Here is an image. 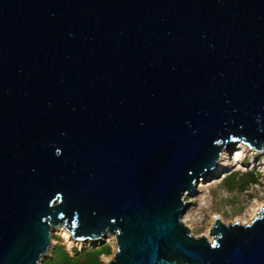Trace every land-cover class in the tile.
<instances>
[{
    "label": "water",
    "instance_id": "1",
    "mask_svg": "<svg viewBox=\"0 0 264 264\" xmlns=\"http://www.w3.org/2000/svg\"><path fill=\"white\" fill-rule=\"evenodd\" d=\"M264 149V0H0V264L57 225L108 264H264V205L183 222L226 144Z\"/></svg>",
    "mask_w": 264,
    "mask_h": 264
},
{
    "label": "rangeland",
    "instance_id": "2",
    "mask_svg": "<svg viewBox=\"0 0 264 264\" xmlns=\"http://www.w3.org/2000/svg\"><path fill=\"white\" fill-rule=\"evenodd\" d=\"M227 146L224 147L227 152L222 160L220 171L206 178H200L195 183L196 192L194 195L188 192L183 195L187 206L182 216L183 222L189 227L193 235L203 234L209 240L213 238V234H210V228L215 217H219L224 222L239 219L241 223H247L257 215L255 212L258 205H264V152L249 147L241 140L232 141ZM233 171H237L239 174L250 171L253 173L255 181L240 187L241 178L239 180L236 178L240 175L233 180L224 178ZM52 239L51 248L46 257L52 255L57 245H61L71 256L81 251L76 247L68 249L58 234L52 233ZM104 245L109 246V252L101 254L100 260L102 264H108V260L116 247L114 236L112 239L106 238L100 245L92 244L83 249Z\"/></svg>",
    "mask_w": 264,
    "mask_h": 264
},
{
    "label": "trees",
    "instance_id": "3",
    "mask_svg": "<svg viewBox=\"0 0 264 264\" xmlns=\"http://www.w3.org/2000/svg\"><path fill=\"white\" fill-rule=\"evenodd\" d=\"M240 175V176H238ZM238 176V177H236ZM239 182L240 187H244L246 184L255 181L253 173L248 171L243 174H239L237 171L230 172L225 176L226 180L235 179ZM109 252V246L104 245L100 247H92L89 249H83L74 256L68 254L61 245H57L51 256L42 259V264H102L100 260L101 254H107Z\"/></svg>",
    "mask_w": 264,
    "mask_h": 264
},
{
    "label": "bare ground",
    "instance_id": "4",
    "mask_svg": "<svg viewBox=\"0 0 264 264\" xmlns=\"http://www.w3.org/2000/svg\"><path fill=\"white\" fill-rule=\"evenodd\" d=\"M228 144H226L225 146H227ZM258 151L264 152V149L258 150ZM226 152H227V150H226V148H224V150L221 153L222 160H223L224 156L226 155ZM222 160L217 161V165L219 168L221 167ZM262 205L263 204L258 205V208H257L255 214L258 215V213H259L258 211H260L259 209H261L263 207ZM215 216H218V215H215ZM237 220H239V219H237ZM52 233L60 235L62 242L67 246L68 249H72V248L76 247L77 249H80V250H82L84 247H86L88 245H92V244L100 245L101 243H103L104 240H106V238L112 239L114 236V235L110 236V235H112L110 233H104L102 236H100L98 238L86 239V241H84V239H74L67 229H65L62 225H57L51 231V242L53 240L52 239ZM108 234H110V235H108ZM50 248H51V244H50ZM106 259L108 260V258H106Z\"/></svg>",
    "mask_w": 264,
    "mask_h": 264
}]
</instances>
